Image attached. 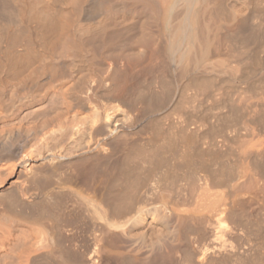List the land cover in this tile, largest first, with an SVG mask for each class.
<instances>
[{
  "label": "bare ground",
  "instance_id": "6f19581e",
  "mask_svg": "<svg viewBox=\"0 0 264 264\" xmlns=\"http://www.w3.org/2000/svg\"><path fill=\"white\" fill-rule=\"evenodd\" d=\"M263 157L264 0H0V264H221Z\"/></svg>",
  "mask_w": 264,
  "mask_h": 264
},
{
  "label": "rangeland",
  "instance_id": "374dc122",
  "mask_svg": "<svg viewBox=\"0 0 264 264\" xmlns=\"http://www.w3.org/2000/svg\"><path fill=\"white\" fill-rule=\"evenodd\" d=\"M150 39H153V37L152 38H150ZM251 100L253 101V103L251 102ZM209 102V101H208ZM245 102H247V103H249L250 104V102L252 103V104H254L256 101H255V99L254 98H252V99H249V101H248V99L247 98H245V96H242V99H241V104H243V103H245ZM212 104H210V102L207 104V105H205V107H203L202 108V110H203V115H204V113H205V116H206V114H207V116H209L210 117V119H209V117H207L209 120H213L212 118V116L213 115H215V111H216V113H218L217 111H218V109H214L213 108V106H211ZM207 111H206V110ZM204 110L207 112H204ZM201 110L199 111V115L201 114ZM214 112V113H213ZM209 113V114H208ZM196 114H198V113H195L194 115H196ZM245 129V127H243L242 129H241V131H243L242 133H243V136L242 137H244V135H245V138H249V136H248V131H246V129ZM246 131V132H245ZM245 132V133H244ZM251 137V136H250ZM243 139V138H242ZM233 159V158H232ZM262 163H264V157H263V160H262ZM263 167H264V164H263ZM263 190H264V188H263ZM262 191V188L261 189H259V191L257 192V194H256V198L254 197V198H252V199H242L241 201H242V203L241 204H243L242 206H244V205H246L247 203H245V202H247L248 201V204L250 205V207H248V206H246L247 208H249V209H247V208H245V206H244V208L246 209V213H248V214H246L245 213V211L243 210V212L242 211H239L240 212V219H242V217L244 216L242 213H244L245 214V216H244V219L246 220V223H245V220L243 221L244 223H245V229H246V231H244L241 235L239 234L238 236L237 235H234L233 237H232V239L234 240V243L236 244H238L240 247H242L241 249H240V247L238 246L237 247V244L235 245L234 243V245H235V248L233 249V251L231 252V254H229V256L227 257V258H229V259H227V261H224V262H222L221 264H236V261H238L237 262V264H264V195H262V194H264V191H262V193H260ZM244 202V203H243ZM256 203V204H255ZM256 205V206H255ZM253 206V207H252ZM243 208V209H244ZM250 210V211H249ZM257 210H259V211H257ZM242 212V213H241ZM258 212V213H257ZM253 214V215H252ZM258 214V215H257ZM242 215V216H241ZM248 215H249V217H248ZM257 216H258V218H257ZM249 218V219H248ZM255 220H254V219ZM243 220V219H242ZM248 220V221H247ZM242 222V221H241ZM247 222H248V224H247ZM250 222H251V224H250ZM251 225V228L250 227H248L247 228V226H250ZM253 225V226H252ZM256 226V228H254ZM258 229V230H257ZM252 230V231H251ZM255 230V231H254ZM248 231V232H247ZM168 232H170V233H168ZM167 232V234L169 235V237H166L167 236V234H166V236H161L162 238L160 239V237L157 239V240H161L159 243L158 242H155V244H153V248H154V251L152 250V252L154 253H156L157 255H158V257H160V258H163V259H167L168 257H172V255H173V257L172 258H174V255L175 254H177V253H174V252H177L178 250H177V248H179L180 246H181V244H180V239L178 240L177 238H179V236L177 235V233L175 232H173V231H168ZM165 233V232H164ZM173 235H172V234ZM252 233V234H251ZM177 236V237H176ZM165 237V238H164ZM236 237L238 238L237 239V241L235 242V240H236ZM245 238V240H243V238ZM258 237V238H257ZM246 238H248L247 239V242H245L246 241ZM179 241V244L177 243L178 241ZM120 241V240H119ZM198 241V242H197ZM197 243H199V242H201V240H198L197 239ZM242 243H241V242ZM195 242V244H197ZM249 242V244L246 246V244ZM251 242V243H250ZM255 242V243H254ZM258 242H260V243H258ZM117 243H118V245L120 246V244H119V242L117 241ZM202 243V242H201ZM245 243V244H244ZM162 244V245H161ZM178 244V245H177ZM241 244V245H240ZM117 245V244H116ZM117 245V246H118ZM159 245V246H158ZM249 245H251L252 247L250 248V246ZM261 245V246H260ZM263 245V246H262ZM118 246V247H119ZM260 246V247H259ZM151 247V248H152ZM161 247V248H160ZM150 248V249H151ZM239 248V249H238ZM244 248H246V249H244ZM251 250H250V249ZM175 249L177 250V251H175ZM237 249H238V251H237ZM243 249L245 250V251H252V252H243ZM254 249H256V250H254ZM259 249V250H258ZM261 250V251H260ZM255 251V252H254ZM234 252H239V254L241 255V257L243 258H241L240 257V255H239V259L236 257V253H234ZM154 253V255H156ZM248 253V254H247ZM170 256H169V255ZM233 254H235L234 256L236 257V259L235 258H232V256H233ZM156 255V256H157ZM164 255V256H163ZM167 255H168V257H167ZM237 255V256H238ZM243 255V256H242ZM251 255V256H250ZM253 256V257H252ZM252 257V258H251ZM257 257V258H256ZM172 258H170V259H172ZM231 258V259H230ZM169 259V258H168ZM236 261H235V260ZM240 259H241V261H240ZM251 259V260H250ZM262 259V260H261ZM234 262H233V261ZM249 260V261H248ZM244 261V262H243ZM226 262V263H225ZM241 262V263H240ZM250 262V263H249ZM255 262H257V263H255ZM260 262V263H259Z\"/></svg>",
  "mask_w": 264,
  "mask_h": 264
}]
</instances>
